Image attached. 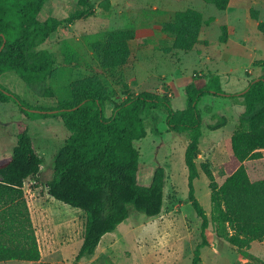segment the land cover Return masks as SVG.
<instances>
[{
    "label": "trees",
    "instance_id": "trees-1",
    "mask_svg": "<svg viewBox=\"0 0 264 264\" xmlns=\"http://www.w3.org/2000/svg\"><path fill=\"white\" fill-rule=\"evenodd\" d=\"M47 0H0V76L14 72L40 98H53L49 84L53 72L52 54L41 45L63 23H73L93 14L91 0H78L79 9L65 18L39 19ZM224 11L230 0H204ZM205 21L201 13L187 8L176 11L162 24V32L172 39V47L189 51L196 44ZM220 42H226L222 26ZM128 29L88 38L90 49L100 57L104 68L123 66L130 54ZM67 60L75 54L67 47ZM264 68V60H263ZM107 90L97 76H87L67 87L66 95L55 107L34 106L0 84V101H12L27 118L59 117L68 132L64 144L52 161V178L46 183L49 196L86 217L84 235L76 254L78 262L91 258L104 235L114 232L131 211L146 217L158 216L164 202L166 171L156 165L147 180L142 177L140 151L135 143L146 136V121L154 111L165 114L167 131L185 134L183 160L187 169L188 203L200 218V242L192 264H201V250L209 245L207 230L212 225L217 238L237 248L241 256L264 264L248 253L255 241L264 239V71L238 92H226L221 76L210 74L203 86H185V108L175 110L166 95L143 91L113 103L105 115ZM206 95L239 98L243 110L229 137L228 159L222 164L226 178L221 184L207 162L198 164L203 120L199 103ZM228 119L208 125L218 130ZM43 165L28 124L20 121L9 155L0 158V262H34L40 250L25 180L39 174ZM199 167L208 179L210 215L195 194Z\"/></svg>",
    "mask_w": 264,
    "mask_h": 264
},
{
    "label": "rangeland",
    "instance_id": "rangeland-1",
    "mask_svg": "<svg viewBox=\"0 0 264 264\" xmlns=\"http://www.w3.org/2000/svg\"><path fill=\"white\" fill-rule=\"evenodd\" d=\"M78 0H47L39 19L48 16L65 18L79 9ZM93 14L73 23H63L56 33L41 45L53 56L49 84L53 98H40L14 72L0 76V84L31 105L55 107L66 95L67 87L87 76H97L107 94L105 115L110 116L113 103L143 91L166 95L173 109L185 108V86H203L210 74L221 76L226 92L242 90L252 78L262 75L264 60V0H230L224 11H218L204 0H91ZM192 8L205 21L196 44L189 51L172 47V39L162 32V24L176 11ZM222 26L226 42H220ZM128 29L127 63L104 68L100 57L89 47L87 39ZM67 47L75 55L67 60ZM203 127L200 154L196 162H207L218 184L226 178L222 164L228 159L229 137L235 130L243 106L239 98L206 95L199 103ZM227 124L209 130L221 120ZM165 114L154 111L146 121V136L135 145L140 151L142 177L149 178L152 169L161 164L166 171L162 211L146 217L131 211L127 220L114 232L103 236L91 258L75 260L81 246L85 214L48 195L46 183L52 178V161L64 144L68 132L59 117L32 119L24 117L12 102L0 101V158L9 155L18 122L28 124L29 134L42 157L39 174L25 180L24 189L36 228L39 261H7L0 264H192L193 250L200 242V218L188 203L187 169L183 155L185 134L168 132ZM195 194L210 215L208 179L199 167ZM209 245L201 250V264H243L252 261L241 256L236 247L216 237L212 225L207 230ZM248 253L255 261L264 260V239L252 243Z\"/></svg>",
    "mask_w": 264,
    "mask_h": 264
}]
</instances>
